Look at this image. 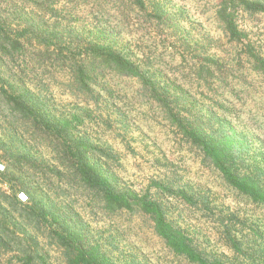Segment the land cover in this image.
Here are the masks:
<instances>
[{"label": "trees", "instance_id": "obj_1", "mask_svg": "<svg viewBox=\"0 0 264 264\" xmlns=\"http://www.w3.org/2000/svg\"><path fill=\"white\" fill-rule=\"evenodd\" d=\"M90 1L31 0L19 17L0 10V108L8 110L10 125L9 140H0V251L13 254L17 264H47L41 241L46 238L64 264H149L139 251L115 247L110 236L83 224L68 202L81 194L105 219L127 214L145 219L168 255L182 264H264L261 219L215 214L207 195L173 171L150 177L147 187L128 183L120 155L92 132L105 121L106 111L115 112L106 98L115 95L111 81L135 80L138 96L155 104L179 141L228 188L264 210V122L243 123L237 105L243 103L249 76L264 84V50L239 21L243 15L264 17V0H214V19L239 52L229 54L234 64L218 51L190 60L182 55V62L190 63L187 80L170 76L163 56L147 50L142 40L130 41L101 24L89 30L71 18L65 21V8L73 18ZM129 1L131 12L175 47L184 30L164 0ZM119 12L122 16L125 10ZM17 60L21 70L7 68ZM242 63L245 72L238 67ZM34 71L53 80L64 77L62 85L75 105L59 109L47 96L48 86L30 79ZM17 126L34 142L25 143ZM21 193L27 202L19 200ZM184 208L204 209L219 224L225 253L218 255L206 237L182 225Z\"/></svg>", "mask_w": 264, "mask_h": 264}, {"label": "rangeland", "instance_id": "obj_2", "mask_svg": "<svg viewBox=\"0 0 264 264\" xmlns=\"http://www.w3.org/2000/svg\"><path fill=\"white\" fill-rule=\"evenodd\" d=\"M30 1L0 0V10L19 17L27 12L25 10L31 3ZM40 1L52 4L54 0ZM164 3L181 19L184 30L181 38L175 40V47L170 46L171 44L167 41H162V38L155 33L154 27L145 22L141 15L130 11L129 0H91L86 6L79 9L78 16L72 18L67 14L68 8L63 10L62 15L66 22L69 21V18L73 23L78 22V28L91 30L95 25L101 24L104 27H111L119 33L123 32L121 35H129L130 41L142 40L144 45L141 42L138 45H143L146 49L151 48L152 53L161 54L166 71L170 76H179V79H188L187 64L189 62H186L187 64L182 62V55L190 60L200 52L218 51L219 55L227 57L229 60L234 59L229 54L239 51L228 42L214 19V0H164ZM117 9L125 10L122 16ZM123 21L124 25L120 27L118 23ZM239 21L241 27L249 32L252 41L264 50V17L243 15ZM101 22H106V25ZM186 43L187 45H185ZM231 63L234 64V60ZM21 64L20 60L15 61L14 66L10 62L6 63L7 68L10 67L14 72H17V68L21 70L19 67ZM238 67L242 72L247 71V67L243 63ZM41 74L42 71L40 74L38 71H34V74L29 77L34 83L48 86L47 96L59 109L72 108L76 100L68 95L66 87L62 85V83H66L65 78L56 76L53 80L44 72L43 75ZM16 75L18 74L16 73ZM249 77L252 81L246 88L243 103L237 104L238 112L243 123H249L253 119L263 123L264 84L255 75ZM111 82L115 89V95L106 94V98L109 100V107L115 112L106 111L103 118L105 121L102 120L101 125L96 129L93 128L92 132L103 143L112 145L120 155L124 166L122 175L125 181L142 183L147 187L150 177L157 178L166 174V170L168 173L173 171L179 176L182 183L192 187L194 191L207 195L209 202L214 206H211L213 208L211 211H214L215 214H222L226 217L228 215L230 218L236 214L249 220L261 219L264 222V210L256 208L228 188L218 173L201 161L196 151L179 141L155 104L147 103L138 96L136 92L139 89L135 80L114 79ZM243 88L242 86L238 89L242 91ZM7 117L8 110L2 106L0 108V140L2 142L8 141L10 138L9 128H7L10 125L7 124ZM123 119L126 120L125 124L121 122ZM18 128L25 143L34 142V139L23 127ZM56 186L57 184L51 185L54 191L59 189L55 188ZM18 198L22 201L20 197ZM71 199L68 198V202L73 204V209L79 213L77 215L82 218L83 224L95 234L110 236L115 247L118 246L125 251L132 247L133 250L142 253L149 264H182L172 255H168L162 242L155 236L150 224L145 219L128 214L121 218L105 219L96 210L91 211L89 202L83 195L79 194ZM184 209L185 219L182 225L191 227L202 234L204 238L206 237L218 255L225 253L227 250L222 246L223 243L220 240L219 224L214 222L211 216L205 214L204 209H201L203 211L194 209L192 212ZM41 241L44 246L42 249L46 252L47 264H64L59 250L50 245L48 239L41 238ZM113 251L117 254L116 249ZM0 264H17V259L11 253L0 251Z\"/></svg>", "mask_w": 264, "mask_h": 264}, {"label": "built area", "instance_id": "obj_3", "mask_svg": "<svg viewBox=\"0 0 264 264\" xmlns=\"http://www.w3.org/2000/svg\"><path fill=\"white\" fill-rule=\"evenodd\" d=\"M4 170V167H2L1 165H0V171H3ZM19 197H20V199L22 200V202H27V196L24 194V193H21L20 195H19Z\"/></svg>", "mask_w": 264, "mask_h": 264}]
</instances>
